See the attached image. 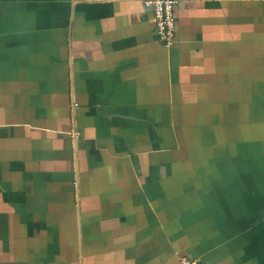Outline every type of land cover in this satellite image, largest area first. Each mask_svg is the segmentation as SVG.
<instances>
[{"label":"crops","instance_id":"1","mask_svg":"<svg viewBox=\"0 0 264 264\" xmlns=\"http://www.w3.org/2000/svg\"><path fill=\"white\" fill-rule=\"evenodd\" d=\"M0 0V264H264V0Z\"/></svg>","mask_w":264,"mask_h":264},{"label":"built area","instance_id":"2","mask_svg":"<svg viewBox=\"0 0 264 264\" xmlns=\"http://www.w3.org/2000/svg\"><path fill=\"white\" fill-rule=\"evenodd\" d=\"M143 6L152 12L154 19V31L159 41L164 46H170L175 42V5L177 0H141ZM180 264H202L197 258L187 255L179 257Z\"/></svg>","mask_w":264,"mask_h":264}]
</instances>
